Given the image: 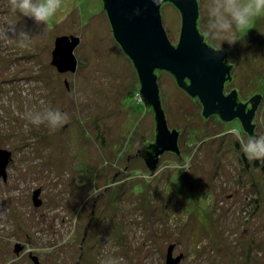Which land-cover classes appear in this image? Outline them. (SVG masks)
Returning a JSON list of instances; mask_svg holds the SVG:
<instances>
[{"label": "rangeland", "instance_id": "obj_1", "mask_svg": "<svg viewBox=\"0 0 264 264\" xmlns=\"http://www.w3.org/2000/svg\"><path fill=\"white\" fill-rule=\"evenodd\" d=\"M209 3L199 0L201 29ZM161 13L175 42L179 13L170 4ZM9 20L15 32L5 36ZM248 27L232 45L209 37L229 46L233 60L242 58L232 83L242 96L264 93V15ZM70 34L79 37L77 68L59 73L51 50L57 36ZM157 73L169 124L184 126L179 142L188 150L182 162L164 155L154 171L134 158L139 136L153 138L152 113L138 98L135 69L100 0H62L45 25L0 0V146L12 154L6 182L0 178V264H28V249L46 264H59L62 254L73 263L87 225L82 264H164L170 244L173 256L183 255L179 264H264V160L244 155L230 131L236 124L203 121L174 78ZM47 108L68 122L52 130L25 118ZM37 188L42 203L34 206ZM15 243L23 245L20 256Z\"/></svg>", "mask_w": 264, "mask_h": 264}, {"label": "water", "instance_id": "obj_2", "mask_svg": "<svg viewBox=\"0 0 264 264\" xmlns=\"http://www.w3.org/2000/svg\"><path fill=\"white\" fill-rule=\"evenodd\" d=\"M110 25L113 39L132 63L139 82L138 95L153 112L155 151L148 155L146 165L153 170L163 152L178 153L179 131L169 129L162 107L158 86V71L171 75L176 85L201 105V116H218L223 122L240 121L244 132L251 134L250 124L261 99V89L246 103L239 100L237 89L228 93L224 83L231 79L226 49L214 51L202 39L198 28L199 0H100ZM172 5L179 13L178 39L172 44L163 26L161 8ZM206 30V29H204ZM79 43L76 35H60L54 40L50 64L59 72H75L77 59L74 49ZM214 46V47H213ZM229 49V46H221ZM242 58L237 59L239 62ZM67 86V82H65ZM163 102V101H162ZM149 110H146L148 112ZM177 128H184L175 125ZM182 133V132H181ZM181 136V134H180ZM147 137L141 134L138 140ZM154 146V144H153ZM11 151L0 146V177L6 178V167L12 160ZM156 156V158H155ZM40 189L33 191L34 206L40 205ZM174 244L167 248L164 264H179L182 254L173 256ZM18 251V248L15 249ZM34 264L38 261L34 259Z\"/></svg>", "mask_w": 264, "mask_h": 264}, {"label": "clouds", "instance_id": "obj_3", "mask_svg": "<svg viewBox=\"0 0 264 264\" xmlns=\"http://www.w3.org/2000/svg\"><path fill=\"white\" fill-rule=\"evenodd\" d=\"M61 4L62 0H8L9 8L13 13H19L43 25L56 15ZM207 12L209 23L207 29L201 33L202 39L217 37L232 45L238 40L237 30L249 29L248 25L254 18L264 15V0H210ZM15 22V20L7 22V27L3 30L5 36L7 32H15ZM213 50L220 51L221 49L219 47ZM25 118L37 126L45 125L52 130L59 129L68 122L66 113L53 108L28 111ZM230 131L249 160H264V136L242 135L239 129ZM144 179L147 180L149 177L145 176ZM69 239L71 236H67L64 242L66 243ZM102 264H119V261L113 258Z\"/></svg>", "mask_w": 264, "mask_h": 264}, {"label": "flooded vegetation", "instance_id": "obj_4", "mask_svg": "<svg viewBox=\"0 0 264 264\" xmlns=\"http://www.w3.org/2000/svg\"><path fill=\"white\" fill-rule=\"evenodd\" d=\"M165 5V4H164ZM200 23H201V15H200V6H199V19H198V28L201 30V32H203V31H205L204 29H201V27H200ZM210 45H211V42H210V40H209V38L206 40ZM176 42H177V40L175 41V42H172V44H176ZM214 47V46H213ZM215 49H218L219 47H214ZM220 49H226L227 51H228V53H227V57H226V59H227V64H229L230 66H231V68H230V76H231V79L230 80H228V81H226L225 83H224V91L226 92V93H228L230 90H232V89H237V93H238V97H239V100L240 101H242V102H244V103H246V107L247 108H249V106H250V104L248 103V100H249V98L251 97V96H253L254 94H257L258 93V91H255V92H253V93H251V94H248V95H246V96H242L241 94V86H239V84H237L236 83V85H234V86H232V83H233V81L234 80H236V78H237V75L235 74V70L234 69H236L237 67L236 66H238V64H239V61L238 60H233L232 58H231V50L230 49H228V48H226V47H220ZM241 65V64H240ZM158 72H160V73H165V74H167L168 76H170L168 73H166V72H163V71H158ZM242 75H244V72H240ZM250 73V72H249ZM240 76V75H239ZM245 76V75H244ZM171 77V76H170ZM246 77V76H245ZM246 79H248V77L246 78ZM245 79V80H246ZM248 80H250V79H248ZM177 88L181 91V92H183L184 94H186L182 89H180L178 86H177ZM139 89V88H138ZM159 92H160V97H161V95L163 94V92L160 90V88H159ZM259 93H261V99H260V102H259V104L257 105V108L255 109V111H254V114H253V116H252V119H251V122H250V124L252 125V132H251V134L250 135H258V133H260V129H259V117H260V113H261V111L264 109V107H263V103H262V101H263V99H264V93H262V92H259ZM187 95V94H186ZM190 98V100L192 101V102H194L195 104H198L200 107H201V105L196 101V99L194 98H191V97H189ZM166 100V99H165ZM165 100H164V102H162L161 101V104H162V107H163V109H164V113H165V117H166V121H167V125H168V127H169V129H176V130H178L179 131V133L181 134V132H182V128H177L174 124L173 125H170L169 124V121H171V117L173 116V114L172 113H170L169 114V106H167V104H165ZM152 113V118H153V138H152V140H149L148 138L146 139V138H143V139H141V141H140V139L138 140V143H137V148L135 147V152H134V154H135V157L134 158H136V159H138L140 162H142V164L144 165V166H146L147 167V165H146V158H148V155H150L151 153V155H153L154 154V151H155V123H154V116H153V112H151ZM209 119H213V120H216V121H218V122H220L221 124H223V125H227V124H236L237 125V127H238V129L242 132V134H247L246 132H244L243 131V129H242V127H241V124H240V121L238 120V119H234V120H232V121H230V122H223V121H221L219 118H218V116H215V115H212V116H210V117H208V118H206V119H203V121H206V120H209ZM180 134H179V136H178V140L180 139ZM177 143H178V153H173V152H163L162 154H160L159 156H158V161H157V163H155V166H154V171L156 170V166L158 165V163H159V160H161V158H163V156L164 155H171V156H173L174 158H176V159H178V161L179 162H182L183 160H184V155L186 154L185 152V150H188V148H183L182 146H181V144H180V142H178L177 141ZM153 144H154V146H153ZM133 154V155H134ZM131 155V154H130ZM130 155H126V160H127V162L130 160L129 159V157H130ZM155 158H156V156H155ZM148 168V167H147ZM153 171V172H154ZM7 173V172H6ZM150 173V172H149ZM0 178H2V177H0ZM6 179H7V177L5 178V179H1L3 182L5 181L6 182ZM42 203V201L40 202V204ZM93 211H91V213H92ZM89 222H91V220L89 221ZM87 231H88V225H87V228H85V230H84V233H83V236H82V238H81V240H80V242H79V245H78V247H79V252H78V254H77V259L72 263L71 261L72 260H70L69 259V255L67 254V255H63L62 254V257H61V260L60 261H58V263L59 264H82L83 263V257H84V249H83V243L86 241V237H87ZM16 248H18V251L16 252L15 251V249ZM13 251L16 253V256H20L21 255V253L23 252V245L22 244H20V243H15L14 244V249H13ZM34 251L32 250V249H28L25 253V255H24V257L26 258V260L28 261V264H34V259H36L37 261H38V264H46V262H44V261H48L47 259L46 260H43L42 259V257L40 256V254L38 255V254H34L33 253ZM67 258V259H66Z\"/></svg>", "mask_w": 264, "mask_h": 264}, {"label": "trees", "instance_id": "obj_5", "mask_svg": "<svg viewBox=\"0 0 264 264\" xmlns=\"http://www.w3.org/2000/svg\"><path fill=\"white\" fill-rule=\"evenodd\" d=\"M138 91V90H137ZM138 93V92H137ZM146 110H149V111H151L152 112V110L150 109V108H147Z\"/></svg>", "mask_w": 264, "mask_h": 264}, {"label": "built area", "instance_id": "obj_6", "mask_svg": "<svg viewBox=\"0 0 264 264\" xmlns=\"http://www.w3.org/2000/svg\"><path fill=\"white\" fill-rule=\"evenodd\" d=\"M138 98L140 99L139 95H138Z\"/></svg>", "mask_w": 264, "mask_h": 264}]
</instances>
